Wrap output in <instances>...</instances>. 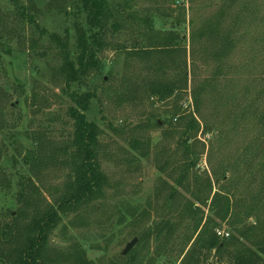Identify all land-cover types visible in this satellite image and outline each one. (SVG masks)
Returning a JSON list of instances; mask_svg holds the SVG:
<instances>
[{"label":"rangeland","instance_id":"1","mask_svg":"<svg viewBox=\"0 0 264 264\" xmlns=\"http://www.w3.org/2000/svg\"><path fill=\"white\" fill-rule=\"evenodd\" d=\"M17 1L0 0L2 41L10 52L0 51V109L8 122L0 130L4 211L20 208L17 195L28 177L43 203H55L67 169L45 165L36 175L24 161L35 150L30 134L45 133L59 147L72 131L68 110L74 103L61 74L65 52L50 35L67 42L74 57L79 37L91 33L78 0ZM226 4L227 13L216 16ZM17 6L37 26L18 17ZM152 7L159 8L157 30H178L186 38L187 88L178 98L153 97L147 81L157 74L133 55L137 32H108L101 70L69 93H95L86 117L102 133L101 167L110 186L90 207L63 215L51 242L58 249L78 243L96 264H118L134 238L132 250L143 264H227L229 255L219 262L208 243L214 234L224 240L237 232L229 218L217 215L213 197L231 194L249 205L263 182L264 0H140L134 10L145 17ZM182 13L185 22L179 23ZM214 22L232 29L235 41L223 63L214 58L217 46L208 36L203 45L193 36L206 25L215 29ZM194 118L198 125L189 130ZM256 212L264 221V207ZM254 214L247 225L255 224ZM164 219L175 225L174 235L156 240Z\"/></svg>","mask_w":264,"mask_h":264},{"label":"trees","instance_id":"2","mask_svg":"<svg viewBox=\"0 0 264 264\" xmlns=\"http://www.w3.org/2000/svg\"><path fill=\"white\" fill-rule=\"evenodd\" d=\"M138 1L140 0H78L87 16L91 33L89 36L83 33L79 37L78 53L74 57H71L67 50V42H64L60 36L50 35L65 52H63L64 63L61 66V74L66 84L63 91L74 103L68 110V117L72 121V131L65 144L59 147L45 133L30 134L35 150H29L24 161L36 175L40 173L43 166L57 164L66 168L67 174L60 189H57L59 193L54 200L55 203L48 201L43 203L45 198L43 201L40 200V187L28 177L26 186L22 184L23 188L17 195L18 202L21 204L20 208L16 211L12 209L4 211V208L0 207V264H96L89 259L87 252L78 243L68 248L58 249L51 242L53 233L63 221V215L78 213L90 207L104 197L106 189L110 186L101 167L100 136L102 133L98 124L94 121L89 122L86 117L95 93L76 91L69 93L70 89L75 83H78L80 87L86 86L85 80L91 73L101 70L100 55L107 47L105 39L108 32L120 35L125 30L137 32L139 40L133 43L135 48L133 55L149 62L150 68L157 74L155 79L147 81L148 90L153 97L166 100L176 95L178 98L188 85L186 38L178 30H157L159 20L156 13L159 8L152 7L147 9L148 13L145 17L139 16L134 10ZM17 8L18 17L37 26L35 18L27 13L25 7L17 6ZM227 8L229 9L228 4L216 16H224ZM178 22H185V14L180 15ZM213 25L215 29L211 25H206L193 36L197 38V44L200 45H203L201 40L208 36L217 46L213 54L214 58L223 63L235 47L232 29L223 31L220 25L218 26V22H214ZM3 32L4 27L0 26V51L6 53L9 49H6L3 44ZM193 53L195 52L192 51L191 56ZM181 57L184 58L183 62L179 60ZM171 69L174 75L168 77ZM262 91L264 93V88ZM177 115L178 111L174 119H178ZM260 121L264 123V113ZM197 125L194 118L189 130L196 129ZM7 128L8 122L4 111L0 109V130L5 131ZM261 169L263 182L249 205L240 200H234L231 194L225 193L220 196V201L215 198L217 194L213 197L214 204L218 206L217 215H221L224 219L229 218L230 223L235 227L234 231L237 232V235L224 240L214 234L209 241L208 248L216 249V254L220 256L219 262L229 255L227 264H264V221L256 212L264 207V165ZM242 183L241 179L236 186ZM253 214L256 217L255 224L247 225V221ZM203 230L205 227L200 234ZM155 232L156 240H161L163 236L167 239L174 235L175 225L171 220L164 219ZM260 232L263 233L261 237L258 235ZM141 240L142 238L140 242ZM137 253L134 249L128 255L122 254L118 264H143Z\"/></svg>","mask_w":264,"mask_h":264},{"label":"water","instance_id":"3","mask_svg":"<svg viewBox=\"0 0 264 264\" xmlns=\"http://www.w3.org/2000/svg\"><path fill=\"white\" fill-rule=\"evenodd\" d=\"M138 243V238H134L123 250V255H128L130 251L135 247Z\"/></svg>","mask_w":264,"mask_h":264},{"label":"built area","instance_id":"4","mask_svg":"<svg viewBox=\"0 0 264 264\" xmlns=\"http://www.w3.org/2000/svg\"><path fill=\"white\" fill-rule=\"evenodd\" d=\"M177 120H178V119H175V122H177ZM219 235H220V236H224L223 233H219ZM227 236H229V235H227Z\"/></svg>","mask_w":264,"mask_h":264}]
</instances>
